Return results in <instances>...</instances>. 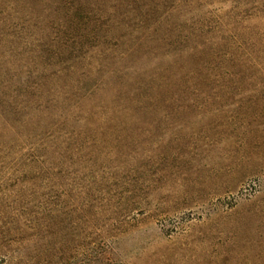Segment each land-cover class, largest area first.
Listing matches in <instances>:
<instances>
[{"label": "trees", "instance_id": "1", "mask_svg": "<svg viewBox=\"0 0 264 264\" xmlns=\"http://www.w3.org/2000/svg\"><path fill=\"white\" fill-rule=\"evenodd\" d=\"M209 1L0 0V264H125L122 238L155 210L106 178L124 167L100 133L201 84L264 94V0Z\"/></svg>", "mask_w": 264, "mask_h": 264}, {"label": "rangeland", "instance_id": "2", "mask_svg": "<svg viewBox=\"0 0 264 264\" xmlns=\"http://www.w3.org/2000/svg\"><path fill=\"white\" fill-rule=\"evenodd\" d=\"M231 1L205 9L223 13ZM255 87L201 84L197 96L160 97L132 125L100 133L117 148L110 161L124 167L106 178L137 182L119 192L150 196L155 210L122 238L125 264H264V94ZM213 212L228 215L205 231L201 222ZM161 213L166 236L153 217Z\"/></svg>", "mask_w": 264, "mask_h": 264}]
</instances>
